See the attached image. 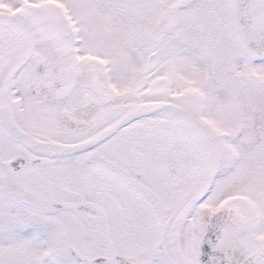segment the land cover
I'll list each match as a JSON object with an SVG mask.
<instances>
[{
  "label": "snow or ice",
  "instance_id": "1",
  "mask_svg": "<svg viewBox=\"0 0 264 264\" xmlns=\"http://www.w3.org/2000/svg\"><path fill=\"white\" fill-rule=\"evenodd\" d=\"M0 264H264V0H0Z\"/></svg>",
  "mask_w": 264,
  "mask_h": 264
}]
</instances>
